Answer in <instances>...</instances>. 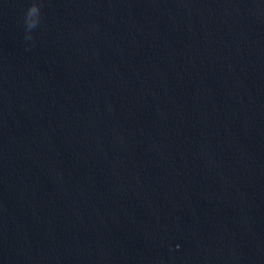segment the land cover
<instances>
[{
  "label": "water",
  "instance_id": "water-1",
  "mask_svg": "<svg viewBox=\"0 0 264 264\" xmlns=\"http://www.w3.org/2000/svg\"><path fill=\"white\" fill-rule=\"evenodd\" d=\"M0 0V264H264V0Z\"/></svg>",
  "mask_w": 264,
  "mask_h": 264
},
{
  "label": "clouds",
  "instance_id": "clouds-1",
  "mask_svg": "<svg viewBox=\"0 0 264 264\" xmlns=\"http://www.w3.org/2000/svg\"><path fill=\"white\" fill-rule=\"evenodd\" d=\"M40 22V4L37 0H32V3L27 8L24 15V23L27 30L35 28Z\"/></svg>",
  "mask_w": 264,
  "mask_h": 264
}]
</instances>
